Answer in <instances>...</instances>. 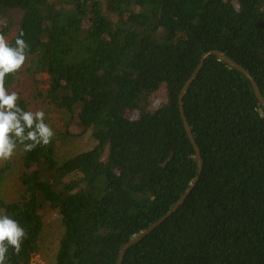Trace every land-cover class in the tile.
Wrapping results in <instances>:
<instances>
[{
	"label": "trees",
	"instance_id": "1",
	"mask_svg": "<svg viewBox=\"0 0 264 264\" xmlns=\"http://www.w3.org/2000/svg\"><path fill=\"white\" fill-rule=\"evenodd\" d=\"M21 32L26 60L6 91L28 79L68 116L63 137L89 132L95 144L61 158L53 137L26 151L24 193L0 198V215L26 232L6 264L42 252L48 210L62 224L48 264H116L179 201L200 171L180 94L206 52L243 65L264 97V0H0V34L15 47ZM160 88L166 101L154 107ZM183 108L199 179L119 264H264V106L251 79L210 54Z\"/></svg>",
	"mask_w": 264,
	"mask_h": 264
},
{
	"label": "clouds",
	"instance_id": "2",
	"mask_svg": "<svg viewBox=\"0 0 264 264\" xmlns=\"http://www.w3.org/2000/svg\"><path fill=\"white\" fill-rule=\"evenodd\" d=\"M23 35L21 32L15 47H11L0 34V160L4 161L12 157L17 142L31 150L36 145H48L54 136L45 123L43 111H24L17 105L18 94H9L5 89V76L18 71L26 60L29 46L21 38ZM25 237V230L16 220L6 214L0 215V264H6L9 246L19 253Z\"/></svg>",
	"mask_w": 264,
	"mask_h": 264
},
{
	"label": "rangeland",
	"instance_id": "3",
	"mask_svg": "<svg viewBox=\"0 0 264 264\" xmlns=\"http://www.w3.org/2000/svg\"><path fill=\"white\" fill-rule=\"evenodd\" d=\"M39 86L42 90L48 87V74H44L40 78ZM9 94L16 92L17 94L25 95L28 97L33 113L43 111L44 117L49 118L51 129L54 132V138H58L56 148L58 156L61 158L72 156L80 151L92 148L95 140L90 133L83 134V136L63 137V132L67 127L68 116L51 106L48 101L41 97L36 96L35 93L38 89L30 85L28 79L23 82H18L12 89L7 91ZM165 102V92L160 88L156 92L152 105L157 107L161 102ZM79 131V129H75ZM25 147H16L11 158L7 161L0 160V169L6 168L5 179L0 186V198L5 200H16L21 198L24 193V186L20 180V174L23 169V156L26 153ZM62 232V224L59 214L56 211L48 210L45 215V229L43 231L42 239V252L40 253L43 264H48V257L51 258L57 248L60 234Z\"/></svg>",
	"mask_w": 264,
	"mask_h": 264
},
{
	"label": "water",
	"instance_id": "4",
	"mask_svg": "<svg viewBox=\"0 0 264 264\" xmlns=\"http://www.w3.org/2000/svg\"><path fill=\"white\" fill-rule=\"evenodd\" d=\"M210 54H215L218 55L220 59H223L224 61H226L227 63H229L230 65L240 69L241 71H243L252 81L254 90L258 96V98L260 99V101L262 102L263 106H264V97L259 89L258 83L255 80V78L251 75L250 71L248 69H246L243 65H241L240 63L232 60L230 57H228L224 52L220 51V50H212L209 52H206L203 56H202V60L200 62V64L198 65L197 69L195 70V72L193 73V75L191 76V78L189 79V81L186 83V85L184 86L181 94H180V104H181V113H182V117L184 119V123H185V127L187 130V133L197 151V157H198V161L200 164V171H199V175H197L196 180L188 187L187 191L184 193V195L179 199V201L164 215L162 216L160 219H158L155 223H153L152 225H150L147 229L141 231L138 235H136L135 237H133L128 243H126L122 249L119 252V256L117 259V263L119 264L121 262L122 257L124 256V254L126 253V251L133 246L134 244H136L138 241H140L142 238H144L147 234H149L152 230H154L158 225H160L164 220H166L185 200V198L187 197V195L189 194V192L193 189L194 185L196 184L197 180L199 179L200 176V172L203 169V159L199 150V146L196 143L195 137L193 135L192 129L190 127V124L185 116L184 113V108H183V98L184 95L186 94L190 84L193 82V80L195 79L196 75L198 74V72L200 71L204 60L210 55Z\"/></svg>",
	"mask_w": 264,
	"mask_h": 264
},
{
	"label": "built area",
	"instance_id": "5",
	"mask_svg": "<svg viewBox=\"0 0 264 264\" xmlns=\"http://www.w3.org/2000/svg\"><path fill=\"white\" fill-rule=\"evenodd\" d=\"M30 264H43L40 253L32 255Z\"/></svg>",
	"mask_w": 264,
	"mask_h": 264
}]
</instances>
